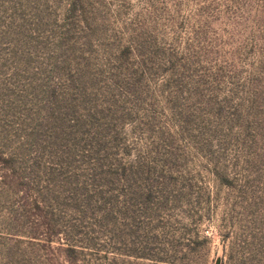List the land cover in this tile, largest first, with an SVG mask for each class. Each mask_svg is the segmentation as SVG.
Masks as SVG:
<instances>
[{"label": "rangeland", "instance_id": "rangeland-1", "mask_svg": "<svg viewBox=\"0 0 264 264\" xmlns=\"http://www.w3.org/2000/svg\"><path fill=\"white\" fill-rule=\"evenodd\" d=\"M0 264H264V0H0Z\"/></svg>", "mask_w": 264, "mask_h": 264}]
</instances>
